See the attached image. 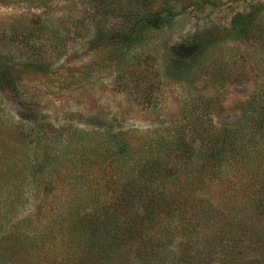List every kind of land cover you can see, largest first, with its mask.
Returning <instances> with one entry per match:
<instances>
[{
  "label": "rangeland",
  "instance_id": "obj_1",
  "mask_svg": "<svg viewBox=\"0 0 264 264\" xmlns=\"http://www.w3.org/2000/svg\"><path fill=\"white\" fill-rule=\"evenodd\" d=\"M155 12L159 28L144 25ZM234 131L243 147L221 176L169 187L184 174L168 141L210 148ZM133 173L232 221L193 246L163 211L145 242L112 240L93 264H264V0H0V264H66L50 232L70 209L103 221L113 201L93 197Z\"/></svg>",
  "mask_w": 264,
  "mask_h": 264
},
{
  "label": "trees",
  "instance_id": "obj_2",
  "mask_svg": "<svg viewBox=\"0 0 264 264\" xmlns=\"http://www.w3.org/2000/svg\"><path fill=\"white\" fill-rule=\"evenodd\" d=\"M143 24L148 27L159 28L162 24L160 13L147 14ZM121 33L124 34L123 39L126 38L127 41L132 34L128 29L121 30ZM175 51L177 53L179 51V55L187 57L196 53V46L193 44L178 46ZM238 134L237 131H234L227 136L221 134L218 139L215 136L214 139H210L213 144L210 148L201 145L194 147L187 140L184 142L179 138L176 144L168 141L165 150H173L179 153L178 164L180 166L182 163L181 170L184 174L182 177L167 178V182L171 183L169 187L180 188L184 186L192 178V175L193 178L189 182L190 184H198L200 179L213 176L214 171L217 170V176H219V173L221 176L225 154H230L233 157V164L236 163V159L240 155L243 146L239 143L241 138ZM205 135L206 139L210 138L208 134ZM116 147H118L116 152L120 154V158H125L126 153H128L126 143H118ZM104 152L98 150L97 153L101 156ZM136 163L145 166L142 162L138 161ZM134 171L135 168L132 172ZM170 173L171 171H167L164 178ZM130 176L134 177V173ZM162 178L160 180H140V182L135 177L133 180L124 179L115 182L114 194L110 198L101 194L95 195L90 208H99L101 205L107 204V200L113 201L112 204L101 207L106 210L103 221H99L100 216L89 220L88 218L94 215H90L91 213L83 215L82 211L85 209H70L68 215L64 216L65 222L61 223L60 229L50 232L52 234L57 232L56 238H59L60 246H63L66 256L69 257L64 262L66 264H82L84 259H87L89 264H93L92 258L94 255L95 257L98 255V249L103 248L108 255L113 253V250L109 247L112 240L119 241L120 245L124 244L128 247H132L136 241L145 242L147 234L142 235V231H151L152 227L158 226L163 211L169 219L170 216H177L176 220L173 219L175 221L173 224H182L189 227L188 238L193 246L208 237L210 239H220L224 234L223 232L226 231V225L232 221V217L227 216L224 212V207L210 198H199L190 194H175L173 191L171 194V190L166 191L164 189L165 179ZM234 214L243 217L238 211ZM237 221L241 222L242 218ZM127 228L132 231L125 232ZM137 231H140V233ZM103 234L105 236H102ZM137 238L138 240H136ZM150 238L151 236L148 237V242L153 239ZM98 246L100 247L97 248ZM106 248H108V252H106Z\"/></svg>",
  "mask_w": 264,
  "mask_h": 264
}]
</instances>
